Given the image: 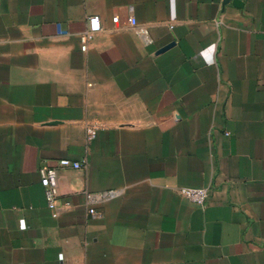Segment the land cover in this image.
Listing matches in <instances>:
<instances>
[{
	"label": "crops",
	"instance_id": "0c3cea01",
	"mask_svg": "<svg viewBox=\"0 0 264 264\" xmlns=\"http://www.w3.org/2000/svg\"><path fill=\"white\" fill-rule=\"evenodd\" d=\"M0 264H264V0H0Z\"/></svg>",
	"mask_w": 264,
	"mask_h": 264
},
{
	"label": "built area",
	"instance_id": "2783aa9c",
	"mask_svg": "<svg viewBox=\"0 0 264 264\" xmlns=\"http://www.w3.org/2000/svg\"><path fill=\"white\" fill-rule=\"evenodd\" d=\"M117 18L114 22H117ZM88 30L81 35L82 51H86L89 43L93 40L96 33L102 31L103 26L99 16H92L88 19ZM136 33L141 37L148 38V30L145 27L136 28ZM98 126L89 125L87 128V138L89 142H92L97 135ZM87 166L86 161L74 162L71 160H61L59 162V167H53L48 164H43L39 170L41 176V184L44 188L46 200L48 207L51 210L57 211L56 198L58 197L59 189V168H74L81 169ZM181 196L189 201L190 203L203 208L210 196V192L207 188H194V187H183L180 189ZM115 195L114 192L110 193V196ZM109 198V194H87V199L89 203H96ZM90 214L98 216L94 209H90Z\"/></svg>",
	"mask_w": 264,
	"mask_h": 264
},
{
	"label": "water",
	"instance_id": "95a60500",
	"mask_svg": "<svg viewBox=\"0 0 264 264\" xmlns=\"http://www.w3.org/2000/svg\"><path fill=\"white\" fill-rule=\"evenodd\" d=\"M174 46V43L169 44L168 46L164 47L163 49L160 50V53H163L169 49H171Z\"/></svg>",
	"mask_w": 264,
	"mask_h": 264
}]
</instances>
